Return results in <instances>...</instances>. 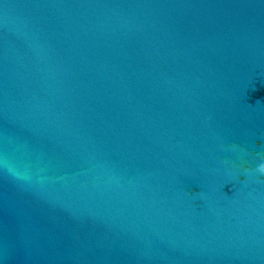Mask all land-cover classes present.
<instances>
[{
    "label": "water",
    "instance_id": "water-1",
    "mask_svg": "<svg viewBox=\"0 0 264 264\" xmlns=\"http://www.w3.org/2000/svg\"><path fill=\"white\" fill-rule=\"evenodd\" d=\"M264 0H0V264H264Z\"/></svg>",
    "mask_w": 264,
    "mask_h": 264
},
{
    "label": "clouds",
    "instance_id": "clouds-1",
    "mask_svg": "<svg viewBox=\"0 0 264 264\" xmlns=\"http://www.w3.org/2000/svg\"><path fill=\"white\" fill-rule=\"evenodd\" d=\"M260 171H261V172H264V167H262V168L260 169Z\"/></svg>",
    "mask_w": 264,
    "mask_h": 264
}]
</instances>
